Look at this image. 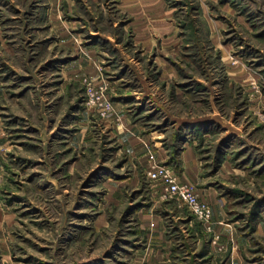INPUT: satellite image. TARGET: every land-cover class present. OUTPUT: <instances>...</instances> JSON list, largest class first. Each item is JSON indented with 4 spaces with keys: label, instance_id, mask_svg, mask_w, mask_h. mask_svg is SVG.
I'll return each instance as SVG.
<instances>
[{
    "label": "rangeland",
    "instance_id": "374dc122",
    "mask_svg": "<svg viewBox=\"0 0 264 264\" xmlns=\"http://www.w3.org/2000/svg\"><path fill=\"white\" fill-rule=\"evenodd\" d=\"M0 87V264H264V0H0Z\"/></svg>",
    "mask_w": 264,
    "mask_h": 264
},
{
    "label": "built area",
    "instance_id": "2783aa9c",
    "mask_svg": "<svg viewBox=\"0 0 264 264\" xmlns=\"http://www.w3.org/2000/svg\"><path fill=\"white\" fill-rule=\"evenodd\" d=\"M3 165L0 161V181L2 180ZM148 175L152 178H159L165 185L167 194L177 197L189 210L200 219L209 221L211 217V207L209 203L200 198L199 194L187 184H181L174 171L166 166L155 164L149 170Z\"/></svg>",
    "mask_w": 264,
    "mask_h": 264
},
{
    "label": "crops",
    "instance_id": "0c3cea01",
    "mask_svg": "<svg viewBox=\"0 0 264 264\" xmlns=\"http://www.w3.org/2000/svg\"><path fill=\"white\" fill-rule=\"evenodd\" d=\"M0 92H1V87H0ZM216 212V205H214V213ZM216 219H218V217L217 218H215V216L213 217V213H212V223H215V221H216ZM145 223V222H144ZM149 224V223H148ZM151 225L153 224L152 222L150 223ZM149 227L150 226H148L147 228L149 229ZM146 228V227H145ZM151 228V227H150ZM150 232V233H149ZM149 232H148V236H150V240H152V232L154 233L155 231H154V228H151V230H149ZM159 235H160V238H164V232H163V229H162V231H159ZM166 243L168 242V240H164ZM151 244H153V243H149V245H151ZM154 245V244H153ZM157 245V244H156Z\"/></svg>",
    "mask_w": 264,
    "mask_h": 264
}]
</instances>
